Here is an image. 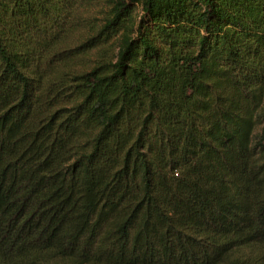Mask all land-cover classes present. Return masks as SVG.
<instances>
[{"label":"trees","instance_id":"16d2710c","mask_svg":"<svg viewBox=\"0 0 264 264\" xmlns=\"http://www.w3.org/2000/svg\"><path fill=\"white\" fill-rule=\"evenodd\" d=\"M104 1L0 0V264H264V0Z\"/></svg>","mask_w":264,"mask_h":264},{"label":"rangeland","instance_id":"374dc122","mask_svg":"<svg viewBox=\"0 0 264 264\" xmlns=\"http://www.w3.org/2000/svg\"><path fill=\"white\" fill-rule=\"evenodd\" d=\"M105 4H107V0L104 1ZM107 8H104V6H99L97 8H92L89 10L90 14L97 20H94V22H99L100 17L102 16V14H104V11Z\"/></svg>","mask_w":264,"mask_h":264}]
</instances>
